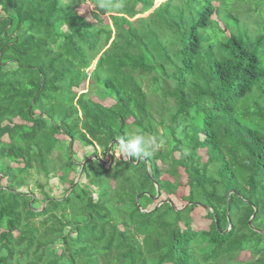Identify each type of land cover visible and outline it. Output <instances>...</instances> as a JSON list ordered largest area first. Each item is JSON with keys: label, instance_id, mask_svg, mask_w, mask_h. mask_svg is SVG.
<instances>
[{"label": "trees", "instance_id": "obj_1", "mask_svg": "<svg viewBox=\"0 0 264 264\" xmlns=\"http://www.w3.org/2000/svg\"><path fill=\"white\" fill-rule=\"evenodd\" d=\"M85 1L0 0V264H264V3L237 33L210 0H166L135 22L155 0H87L95 22ZM88 79L115 103L79 93ZM129 122L163 145L82 167L126 142ZM75 142L92 150L80 159ZM181 169L184 206L148 208L176 194ZM201 205L208 229L192 226Z\"/></svg>", "mask_w": 264, "mask_h": 264}, {"label": "rangeland", "instance_id": "obj_2", "mask_svg": "<svg viewBox=\"0 0 264 264\" xmlns=\"http://www.w3.org/2000/svg\"><path fill=\"white\" fill-rule=\"evenodd\" d=\"M164 1H166V0H155L154 1V6L152 7V9H150L147 12H144V13L136 15L135 17L130 18V20L135 22V20L138 19L139 17L146 18L149 14H151L156 9V7L159 4H161ZM175 1H176L177 4H180L181 2H184V0H175ZM194 1L195 2L197 1V3H200V4H208L207 0H194ZM210 1H214V2H217L218 4H220V6L222 7V9L220 10L222 17L226 16V15H229L230 13L238 15L241 28L237 26L235 21L227 19L226 17L222 18L223 20H225V22H228V24H230V30L231 31H236L237 33H240L241 30L244 29V27L254 26V22L258 18H260V14L258 12H256V9H257V5L256 4H259L260 2L264 3V0H210ZM119 5H120L119 7L128 6L129 8L138 9V8L141 7L142 4H125V1H122ZM261 6H263V5L261 4ZM76 10H77V12L79 14L85 16L88 20H91V21L95 22V19L92 17L91 14L93 12H96L97 9L95 8L94 4H92V2L86 0L85 2H82L79 5H77ZM118 12L119 11H116V10L115 11H111V12H107L105 14L107 17L104 19V22L106 24L110 25V24H112V21H111V19L109 17L110 15H116V14L124 15L123 13H118ZM215 16L216 15H213V17H215ZM146 19L147 20L148 19L151 20V17L150 18L147 17ZM96 60L92 63L91 67L89 68V72L93 71V69H94V67L96 65ZM100 73H101L102 77L107 74V72H105V71H102ZM143 87H144V90H147V85L146 84H144ZM83 92H87L89 97L92 100H94L95 102H99V103H101V104H103L105 106H111V105H113L115 103V100L112 99V98H107V97L103 98L104 95H105V90H104L103 86L99 85L98 83H95L94 86H91L90 85V79L86 80L81 85V87L79 88V93H83ZM128 120L132 122V118H130ZM16 121L18 122L19 120L16 119ZM128 125H129L128 129L129 130H133V133H130V131L127 129V131H128L127 134L129 136H133V134L136 135V134L139 133L140 128L137 125H135L133 123H130V122H129ZM145 136H147V137H149V139H151L148 134H145ZM59 137L63 138V139H67L64 136H59ZM115 140H112V141H115ZM161 145H163V144L156 145L155 149H158ZM109 146H110V144H109ZM82 147H83L82 143L81 144L79 142L73 143V149H74V151L76 152L77 156L80 159L84 158V155L86 154L87 151H91L92 150L91 147H88L86 149H85V147H83V148ZM113 147H114L113 150H115L114 154L116 156V159H119L122 156L120 154V152H119V146L116 147V144H115ZM100 154L103 155V153L101 151H100ZM178 154L179 153H177V156H178ZM199 154L202 156V161L206 162L207 161V155H206L205 149H200L199 150ZM91 156L86 157L85 160H87ZM143 158H137L136 162H134V164L139 163L141 161V159H143ZM101 159L106 162V167H108L110 157L108 155H104V157L102 156ZM93 163H94V165L96 167L95 171L101 172V168L104 165L101 164L100 162H99L100 164L97 163V162H93ZM158 164H161V161H158ZM13 165H15V164H13ZM146 165L148 167L150 166L148 161H146ZM181 172H182V178H181L182 184L178 188L176 194L171 195L170 197H168L166 194L159 195V196L155 197L153 204H151L148 208H152L154 205L160 204V202H162L163 200H166V198L167 199L169 198V200H171L172 203L178 208L184 206L185 201H184L183 197L188 195L190 188L186 184L187 178H186V175H185V173L183 172L182 169H181ZM70 176H71V178L76 179V181H78L80 179V173H77V174L76 173H71ZM163 178L171 179L172 181L174 180L173 177H171L170 175H167V174H164ZM82 179L84 181V178H82ZM100 179H101V182H100L101 186L109 185V183L107 182L108 175H102L100 177ZM85 181H86V179H85ZM109 181H111L112 185H115V180L114 179L110 180V178H109ZM2 182L5 183V180H2ZM50 184L53 186L52 194L58 196L61 193H63L64 187L63 186H59L58 179H56V178L51 179ZM64 186L67 187L68 184H65ZM47 189H48V187H47ZM36 194H37V196L41 197V194L38 191H36ZM191 216L193 217V223H192L193 228H195V229H208V227H209V225L211 223V220L208 218V216L206 214V210H205L204 207L197 206L196 208H194V210L191 213ZM250 258H251V254H250L249 251H243L238 257V259L241 260V261H246V260H248Z\"/></svg>", "mask_w": 264, "mask_h": 264}, {"label": "clouds", "instance_id": "obj_3", "mask_svg": "<svg viewBox=\"0 0 264 264\" xmlns=\"http://www.w3.org/2000/svg\"><path fill=\"white\" fill-rule=\"evenodd\" d=\"M119 6L120 5H117V7ZM100 7L103 8L106 7V5L104 3H101ZM114 144H120L119 145L120 154L128 159L148 157L152 154V151H154L156 147V142L154 138L149 139V137L139 133L130 136L126 142L122 140L120 141V143H114ZM110 153L114 154L112 152V149Z\"/></svg>", "mask_w": 264, "mask_h": 264}, {"label": "water", "instance_id": "obj_4", "mask_svg": "<svg viewBox=\"0 0 264 264\" xmlns=\"http://www.w3.org/2000/svg\"><path fill=\"white\" fill-rule=\"evenodd\" d=\"M114 143H120V140H117V139H116L115 141H112V142L110 143V146H109L110 151H111V149L113 148ZM112 156H113L112 153H110V159H111V161L109 162L108 167H111L112 164H113ZM91 160H97L98 162H100L101 164H103L104 166H106V162L103 161L100 157H98L97 155H92L90 158H88L87 160H85V161L82 163V167H83L84 165H86L88 162H90ZM130 160L132 161V159H130ZM157 196H159V194H158ZM139 198H140V195H138V196L136 197V202H138ZM170 202H171V204L173 205V207H174L175 209H178V208L172 203V201H170ZM201 206H203L204 208H208V206H206V205H201ZM256 210H257V209H256Z\"/></svg>", "mask_w": 264, "mask_h": 264}, {"label": "flooded vegetation", "instance_id": "obj_5", "mask_svg": "<svg viewBox=\"0 0 264 264\" xmlns=\"http://www.w3.org/2000/svg\"><path fill=\"white\" fill-rule=\"evenodd\" d=\"M112 155L116 158V156L114 154H112ZM110 161H111V159H110Z\"/></svg>", "mask_w": 264, "mask_h": 264}]
</instances>
